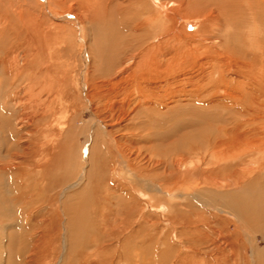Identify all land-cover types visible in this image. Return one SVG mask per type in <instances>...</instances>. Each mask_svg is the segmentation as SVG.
<instances>
[{"label":"bare ground","instance_id":"1","mask_svg":"<svg viewBox=\"0 0 264 264\" xmlns=\"http://www.w3.org/2000/svg\"><path fill=\"white\" fill-rule=\"evenodd\" d=\"M26 1L23 0L24 6L29 4ZM34 1L42 3L41 7L50 20L56 19L53 14L73 15L78 29L73 34L59 25L57 29H61L55 30L57 33L54 35L50 32H43L45 35L40 32L33 34L29 29L24 37L20 32L14 35L16 43L10 45L12 49H8L2 43L5 41L4 34L9 31L6 25L9 22L5 21L7 16L0 15V96L4 97L7 93L10 104L22 107L23 92L32 97L24 107L26 114L20 117L19 122L14 120L15 128L20 127L16 130L23 131L21 121L24 120L27 122L28 136H45L43 146H50L55 141L54 137L58 133L52 123L65 122L61 97L66 98L68 93L70 71L68 68H59L52 56L58 50L59 43H69L70 47V42L75 41L77 46L78 33L80 44H85L87 23L90 20L108 30L110 35L109 49L106 52L101 49L95 56L99 57V63H95L92 52L86 50L83 53L88 58L86 65L82 68L81 61L74 74L79 96L85 104L97 113L108 116L106 123L96 119L103 129H96L100 133V143L94 145V132L86 138L87 141H93V153L89 160L95 163L94 180H90L87 187H101L98 190L100 193L102 190V202L111 200L110 197L115 198L116 192L118 195L122 192V198L125 199L123 204L129 205L127 203L132 195L126 193L128 189L112 183L110 178L102 180L103 174L107 177L115 168L112 158L106 164L102 156L103 143L108 139V150L114 148L115 155L126 162L128 171H132V166L136 167V179L151 181L155 174L167 170L165 180L156 181L161 184L158 183V187L162 192L172 195L188 189L194 192L193 199L196 200L209 193L211 200L208 202L206 199V205L216 202L219 208L214 209H217L218 214L234 219L228 220L221 216L207 221L183 216L175 220L176 217L171 215V225L179 228L177 232L174 228V232L171 231V241L177 240V244L184 246L181 237L192 236L191 242H186L187 250L194 252L192 248L199 240L193 236L197 233L202 237L203 234H198L200 230L209 229L212 223L219 224V233L224 230L225 223L234 224L236 229L239 226L242 231L250 229L254 233L264 234V0H161L163 3L155 0H76L82 15L81 12L76 14L63 10L64 3L61 0ZM9 5H12V1H9ZM19 13L22 14L21 11ZM16 20L24 27L20 14ZM37 65L40 67L39 72L33 69ZM81 77L83 83L79 80ZM156 112L163 119L165 115L171 116L174 133L176 125L180 121L185 122L182 135L175 139L170 154L164 160L152 153L157 151L154 147L151 148L152 152L148 149L143 154L134 148L136 144H146V141H155L157 137L152 135L143 138V135L135 133L131 121L142 119L146 113ZM107 124L112 128L110 131ZM39 126L51 129L45 133V128ZM94 134L95 138L97 133ZM19 137L21 144L16 141L13 150L9 145V164L0 162L2 173L10 172L14 166L10 163L14 160H23L22 134ZM52 153L48 151L46 155ZM47 160L49 164L46 170H49L53 165L52 156ZM83 164L84 161L79 167ZM126 175L120 167L118 178L126 180ZM132 179L130 183L135 181ZM44 180L48 183V176ZM74 185L71 184L69 188ZM252 188L259 189L262 203L253 199V203L241 207L248 213L247 221L231 200L238 199L239 195L242 198L241 194ZM137 189L130 188V192L139 194ZM144 198L149 205L155 203L146 193ZM101 201L95 203L98 205ZM96 210V207L93 208L90 221L96 229L105 230L102 227L105 223L98 219ZM168 210L169 214L184 212L171 206ZM148 217H139L142 223L140 230L148 231L150 224L153 225L152 221L149 223ZM197 223L203 224L197 228ZM98 238L101 240L100 236ZM226 246L230 253L231 244L226 243ZM164 248L165 253L173 250L171 245ZM220 253L214 257L216 264H229V257L222 255L225 251ZM165 256L166 259L168 254Z\"/></svg>","mask_w":264,"mask_h":264},{"label":"rangeland","instance_id":"2","mask_svg":"<svg viewBox=\"0 0 264 264\" xmlns=\"http://www.w3.org/2000/svg\"><path fill=\"white\" fill-rule=\"evenodd\" d=\"M9 1H12L14 7L9 5ZM61 1V3H64L61 4L63 10H69L76 14L81 12L76 0ZM155 1L162 2L163 0ZM26 2L29 4L24 6L22 4L23 0H19V2H16V0H0V15L7 16L5 21L6 23L9 22L6 24L9 31L4 34L5 41L2 43L8 49H12L10 45L16 43L14 35L19 32L23 33L24 37L25 33L30 30H32L30 33L33 34L40 32L42 35H45V33L54 35L57 33L56 31L61 29H57L59 25L65 27L70 33L73 32V34L78 29L73 15L53 14L56 19L50 20L44 13L43 7H41L42 3L39 4L34 0ZM24 9L27 11H24ZM19 14L23 18L24 27H21L22 23L16 22V16H19ZM82 14L81 12L80 15ZM45 17L48 19H45ZM63 17L69 20H64ZM89 21L84 38L85 44H80V34L78 33L77 46L75 41L70 42V47L69 43H59L56 48L58 50L55 49V54L53 53L52 56V60L57 62L59 68L62 70L68 68L70 78L66 98L61 97L65 122L63 123L61 120L52 123V126L55 125L54 127L57 129L58 135L54 137L55 141L50 146L49 144L43 146L45 136L38 137L36 133L34 136H28L27 122L24 120L21 121L22 132L18 130L20 127H16L18 131L15 128L16 123L14 120L19 122L20 117L26 114L24 107L27 106L29 100H32L31 95L29 96V94L23 92V107L10 104L7 100V93L4 97L0 96V162L9 164L11 161L10 150L15 148L16 141L20 143L19 136L21 134L23 136V160L17 159L10 163L14 166L8 173L0 171V264H201L205 261H207L206 264H216L217 253L221 254L222 251H225L222 254L223 257H229L227 261L229 264H264V234L254 233L250 229L242 231L239 226L236 229L234 224L224 223V230L220 233L218 232L221 230L219 224L212 223L210 227L207 225L209 229H202L198 233L203 234L202 237H199L197 233L193 236L194 239L200 241L196 242V245L194 244L195 247L192 248L194 252L187 250L192 236L181 237L180 241L184 246L177 244V240L172 239L174 242L171 241V231H173V228L175 232L179 229L177 226L171 225V215L176 217L175 220H179L183 216L191 220L207 219V221L221 216L228 220L234 221V219L218 214L217 209H214L218 206V204L215 205L216 202L212 201L213 204L206 205L207 200L208 202L211 200L209 193H206L197 201L193 199L194 192L188 189H184L183 192L177 191L172 195L162 192L158 187L161 184L156 181L165 180L167 170L155 174L154 181L142 178L136 179V176H138L136 167L132 166V171H128L127 164L125 165L126 162L115 155L114 148L111 147L108 150L107 143H110L108 139L106 143H103L102 156L106 159V164L112 158L115 168L111 175L107 174V177H105V174H103V179H101L110 178L112 183L128 189L126 193L132 195L130 196V202L127 203L129 205L123 204L125 199L122 198L124 194L122 192L119 195L117 192L115 193L116 196L121 197L120 199L115 196V198L110 197L111 200L109 201L102 202L103 193L102 190V194L99 191L101 187L96 189L87 187V184L91 182L90 180H94L95 163L93 160H89L93 153L91 151V142L93 141H87L86 138L92 132L97 133L95 138V134L92 133V137L94 145H98L100 143V133L98 134L96 129L98 127L102 129V125L97 123L96 119L106 123L108 122V116L105 113H97L85 104L84 99L79 96L75 81L76 75L74 74L81 61L82 68L86 65L88 58L83 54L86 50L88 53L92 52L95 63H99V57L95 56L98 55L99 50L102 49L106 52L109 49L108 37L110 35V32L101 25ZM18 44H21V42L18 41ZM33 69L39 72L40 67L37 65ZM79 80L83 83L82 77ZM81 88L83 89V87ZM184 123V121H180L176 125V133H174L170 115H165V119H163L158 112L146 113L142 119L132 120L131 124L136 129L135 133L143 135V138L152 135L157 137L155 141H146V144L134 145L135 150L143 154L148 149L151 151V148L154 147L157 151L151 152L164 160L165 156L170 154L175 139L180 138L182 135ZM39 127L45 128V133L51 129V127L45 126ZM109 127L110 124H107L108 131L112 129ZM33 131L35 132V129ZM9 145L12 148L8 151ZM84 145L90 146L84 147ZM47 150L53 152L52 155H49L52 156L51 165L53 164L49 170H46L49 164L47 160L49 156L46 155ZM20 153L18 154L20 155ZM111 154H113V157ZM83 161L84 164L79 167ZM116 167L119 169L121 167V170L126 172V180L118 178L119 169ZM46 176L49 178L48 183L44 180ZM131 179L135 180L134 183H130ZM71 184H75L73 188H69ZM260 184L262 185V182ZM130 188H138L139 194H133L130 192ZM248 190L241 194L244 199L239 195L238 199H230L234 204L229 202L243 213L247 221L248 213L241 207L244 204L250 205V202L253 203V199L262 203L259 189L252 188ZM144 193L151 196L155 203L149 205L148 200L146 201L144 198ZM96 197L99 198L96 199ZM169 198L171 200L168 202L169 204H166ZM98 201L102 202L98 203L99 207L95 203ZM161 204L163 206L159 208ZM146 205L150 208L147 209ZM219 205L221 208V203ZM94 206L97 208V214L99 213L98 219L103 220L105 223L102 226L105 230L103 228L102 230L96 229L90 221ZM170 206L184 212L181 211V214L174 211L173 214L171 212L169 214L168 208ZM101 208H103V212L100 211ZM122 209H125V211ZM141 215L150 216L147 219L150 221L149 223L152 221L153 225L150 224L149 230H146L147 232L140 230L139 226L142 223H140L139 217ZM200 224L203 223H197L198 227L195 226L200 228ZM262 232H264V228ZM99 236L101 240L97 239ZM163 242L164 245L162 246ZM226 243L231 244L230 253ZM97 245H99V248L96 247ZM166 245L173 247L170 253H165L164 247ZM166 254H168V260L165 259ZM181 260L183 261L180 262Z\"/></svg>","mask_w":264,"mask_h":264}]
</instances>
